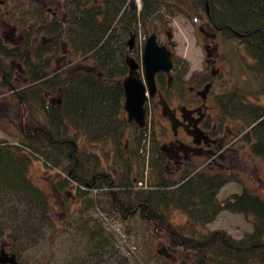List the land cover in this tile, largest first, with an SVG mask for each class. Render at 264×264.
I'll return each mask as SVG.
<instances>
[{"label": "trees", "instance_id": "1", "mask_svg": "<svg viewBox=\"0 0 264 264\" xmlns=\"http://www.w3.org/2000/svg\"><path fill=\"white\" fill-rule=\"evenodd\" d=\"M26 1L14 0L17 9ZM32 10L19 24L35 17L44 25L40 34L49 38L47 44L31 41L28 31L20 45H9L0 35V88L12 102L18 127L17 142L0 141V236L39 239L47 227L57 233L47 195L29 175L36 159L58 189L75 190L83 210L114 212L122 220L138 215L166 242L171 257L157 252L166 264H264V199L243 187L217 200L230 178L218 156V162L167 172L152 127L136 126L125 137L132 127L126 122L121 82L131 35L139 29L151 33L163 13L202 11L211 27L233 42L241 70V83L235 78L222 96L221 114L239 122L234 133L239 146L264 162V105L249 100L264 94V0H141L139 9L133 0H67L64 18L47 22L41 7ZM61 44L63 59L52 68ZM8 59L20 64L22 84L11 80ZM229 136L216 152L235 142ZM174 210L183 211L188 224L172 223ZM224 210L243 214L251 232L241 238L223 229L199 232L198 225ZM83 223L80 237L89 258L110 264L101 259L114 247L111 234L96 217Z\"/></svg>", "mask_w": 264, "mask_h": 264}, {"label": "rangeland", "instance_id": "2", "mask_svg": "<svg viewBox=\"0 0 264 264\" xmlns=\"http://www.w3.org/2000/svg\"><path fill=\"white\" fill-rule=\"evenodd\" d=\"M44 1H47L48 5L56 3V0H34L36 4L33 6L30 4V0H27L23 8L17 9L14 0H0V35L3 39L5 38L7 44L10 45L9 41L14 39L16 44L19 45L20 30L26 28L27 25L32 26L35 22V17L33 19L32 17L25 19L18 30L14 31L13 27L21 21L23 14L26 16L30 15V10L33 11L32 8L37 6L41 7L40 5ZM57 1L62 2L63 9L67 7V0ZM154 22H156V26L153 28L154 30L151 28L150 32H155L159 35L158 37L161 41H166L165 33L170 34L178 69L182 70L186 67L189 71H196L204 65L203 52L201 50L202 32L200 28L206 25L205 14L202 11H188L173 15L163 13V17ZM149 34L148 32L146 35L142 29L138 30V35L134 41L138 50H140L139 43L145 41ZM39 40L40 37L37 38V41ZM212 40L218 43L219 50L225 52L228 58L229 64L226 65L225 69L229 70L230 80H228L229 77L227 76L228 81L216 87L217 91L227 93L231 89L232 83L235 82V78L236 80L239 79L241 83L239 77L241 70H239V63L235 54H232V50L234 51L233 42L224 39L219 33L214 34ZM240 51L244 53L242 49ZM83 63L91 64L89 61H84ZM14 75L15 83L22 84V73L16 70ZM243 76L246 77V75ZM249 86L251 85L249 84ZM249 100H252V102L258 101L264 105V94H257L256 98L251 96ZM11 111L12 102L7 98L6 90L0 88V141L6 140L13 143L17 142L18 139V127L15 117L11 115ZM235 132L229 136V138H235V142L232 141L233 143L226 147V150L221 153V160H218L223 162L224 166L221 168H224L230 178L220 188L216 198L221 201L232 193L241 191L243 187H247L254 190L264 199V162L252 153H247L248 149L239 146V137L237 138L234 135ZM149 141L151 142L152 138ZM209 157H211V154L196 161L195 166L203 165L206 160L207 162L210 161V163L218 162L216 161L217 156ZM44 169L41 161L33 159L29 175L32 182L47 195L50 216L58 226L57 233H51V229L47 227V224V229H43L44 236L42 235L39 239L35 238V236L29 240L20 238L15 240L8 239L7 242L11 250L17 254L20 260L27 264H76L80 260L84 262L90 259L91 264H96V258L94 256L89 258L90 253L86 246L87 244L80 237V226L84 225V218L91 216L96 217L103 223L106 231L111 234L114 246L111 252L104 253L101 260L104 261L106 259L110 264H166L161 255L157 254L158 250L163 251L164 248L166 249V242L161 238L155 237L151 227L140 219L138 215L130 220H122L114 212L108 214L100 209L85 211L81 203L78 200L75 201L74 189L65 188L59 194L53 191L52 183L44 180L47 175ZM138 170L140 173L141 167ZM169 171L167 170V172ZM51 175L49 173L47 176L51 177ZM169 219L177 225L188 224V217L181 210L170 212ZM197 229L201 233L223 229L232 237L241 238L251 232L252 225L243 214L224 210L212 222L198 225ZM180 254L178 252L177 256Z\"/></svg>", "mask_w": 264, "mask_h": 264}, {"label": "flooded vegetation", "instance_id": "3", "mask_svg": "<svg viewBox=\"0 0 264 264\" xmlns=\"http://www.w3.org/2000/svg\"><path fill=\"white\" fill-rule=\"evenodd\" d=\"M40 6L43 11V21L62 20L64 18L62 2L56 0L55 4L48 5L47 1H44ZM205 25V27L200 28L204 65L196 71H189L186 67L182 70L178 69L170 34L165 33L166 41H161L157 35L158 44L166 46L171 51L172 68L169 72L158 71L154 75L155 90L152 95L149 94L144 77L143 50L140 52L136 50L135 35H131L127 44L129 53L125 54V58L129 55L137 64L139 78L145 87L146 99L143 126L139 127L135 121L127 122L126 118V122L132 128L125 132V137H128L131 130H134L133 128L136 126L139 128L146 126L148 129L152 127L155 143L160 153L163 154L165 168L170 170L169 172H178L194 166L196 161L209 154L211 157L218 156L221 158V153L225 148L217 152L216 148L223 146L227 141V136L232 135L239 127L237 120L224 119L221 114L224 92L217 91L216 87L230 80L229 70L225 69L229 62L225 52L219 50L218 43L212 40L213 35L217 34L218 31L211 27L207 15L205 16ZM20 26L17 23L13 30L20 29ZM41 28H44L42 23L34 22L32 26L27 25L26 28L21 29L20 43L18 44L23 42L26 31H28L31 41H37V38L40 37L37 43L47 44L50 40L45 35L40 34ZM9 43L17 45L14 39H11ZM61 50H63V44L59 46L58 58L52 60V68L54 65L61 64L63 59ZM6 62L9 64L10 78L15 82L14 73L16 70L22 71V68L13 59H8ZM125 66L126 71L121 77V82L128 73L126 62ZM227 76L229 77L228 80ZM2 80L3 77L0 75V86H2ZM163 104L167 106L168 110H163ZM44 180L52 183L53 191L56 194L62 191L55 186L50 177L45 176ZM6 238L4 235L3 237L0 236V264H11L9 260L12 256L17 264H27L11 250Z\"/></svg>", "mask_w": 264, "mask_h": 264}, {"label": "water", "instance_id": "4", "mask_svg": "<svg viewBox=\"0 0 264 264\" xmlns=\"http://www.w3.org/2000/svg\"><path fill=\"white\" fill-rule=\"evenodd\" d=\"M125 62L128 67V73L122 79L124 91L123 108L126 112L127 122L135 121L139 127H142L145 115V87L139 78L137 64L134 59L128 55L125 58ZM142 63L147 88L149 94L152 95L155 90L154 75L158 71L169 72L172 68L171 51L166 46L158 44L155 32L150 33L145 40L142 52ZM166 109L168 110L167 106L163 104V110ZM158 253L166 257H171L170 253H168L165 248L163 251L158 250ZM9 262L11 264L16 263L13 256Z\"/></svg>", "mask_w": 264, "mask_h": 264}, {"label": "built area", "instance_id": "5", "mask_svg": "<svg viewBox=\"0 0 264 264\" xmlns=\"http://www.w3.org/2000/svg\"><path fill=\"white\" fill-rule=\"evenodd\" d=\"M136 3H137V5H139V0H134Z\"/></svg>", "mask_w": 264, "mask_h": 264}]
</instances>
